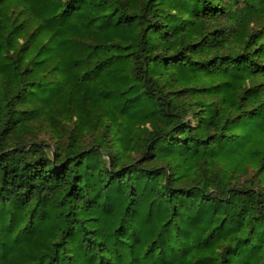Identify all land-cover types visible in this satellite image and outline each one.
Returning a JSON list of instances; mask_svg holds the SVG:
<instances>
[{
  "label": "trees",
  "instance_id": "trees-1",
  "mask_svg": "<svg viewBox=\"0 0 264 264\" xmlns=\"http://www.w3.org/2000/svg\"><path fill=\"white\" fill-rule=\"evenodd\" d=\"M0 264H264V0H0Z\"/></svg>",
  "mask_w": 264,
  "mask_h": 264
}]
</instances>
